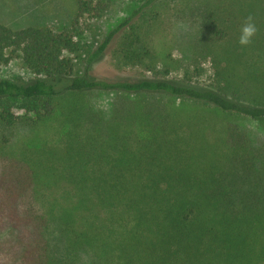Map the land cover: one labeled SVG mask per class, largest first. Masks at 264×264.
<instances>
[{
	"label": "trees",
	"instance_id": "1",
	"mask_svg": "<svg viewBox=\"0 0 264 264\" xmlns=\"http://www.w3.org/2000/svg\"><path fill=\"white\" fill-rule=\"evenodd\" d=\"M124 1L140 6L85 51L69 31L0 23V68L19 52L37 76L0 78V232L18 242L30 221L34 264H264V0H203L184 80L148 40L159 0ZM74 2L75 23L110 9ZM117 37L118 66L159 77L93 79ZM206 62L209 86L191 76Z\"/></svg>",
	"mask_w": 264,
	"mask_h": 264
},
{
	"label": "rangeland",
	"instance_id": "2",
	"mask_svg": "<svg viewBox=\"0 0 264 264\" xmlns=\"http://www.w3.org/2000/svg\"><path fill=\"white\" fill-rule=\"evenodd\" d=\"M202 1L159 0L157 3L156 12L159 14V20L152 27L148 40L160 61L161 68L169 64L171 69L169 79H185V69L182 67L189 62L191 46L200 28L198 8L202 5ZM105 2L110 3V9L104 17L100 19L87 17L75 23L74 0H0V23L12 29L49 27L55 32L69 31L85 51L90 46L96 48L112 30L140 6L137 2L124 0H105ZM118 41V37L115 38L104 55L91 67L89 75L93 79L136 81L159 77L142 67L118 66L113 57ZM84 62L85 54L81 52L75 58V76H82L85 73ZM202 68L203 72L200 75L194 69L191 70L193 82L209 86L212 77L209 62L203 63ZM36 77L25 66L19 52L14 55L7 66L0 68V78L29 83ZM67 84L68 81H64L61 88ZM19 137L20 135L17 138ZM1 168L0 165V176L4 170ZM5 222H0V225L8 229L11 224ZM26 222L14 224V227L22 226L24 232V238L18 242L11 232H0V264L35 263L33 249L36 244L29 228L32 223ZM23 247L26 249L25 253H22Z\"/></svg>",
	"mask_w": 264,
	"mask_h": 264
},
{
	"label": "clouds",
	"instance_id": "3",
	"mask_svg": "<svg viewBox=\"0 0 264 264\" xmlns=\"http://www.w3.org/2000/svg\"><path fill=\"white\" fill-rule=\"evenodd\" d=\"M257 28L251 16H248L244 24L240 28L238 43L241 46H247L251 43L252 38L256 34Z\"/></svg>",
	"mask_w": 264,
	"mask_h": 264
}]
</instances>
